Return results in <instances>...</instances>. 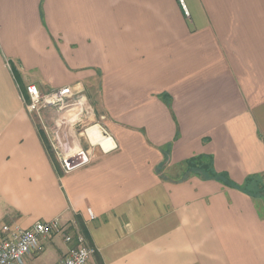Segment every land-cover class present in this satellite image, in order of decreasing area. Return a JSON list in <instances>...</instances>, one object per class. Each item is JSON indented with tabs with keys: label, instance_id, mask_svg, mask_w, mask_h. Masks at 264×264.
I'll return each mask as SVG.
<instances>
[{
	"label": "crops",
	"instance_id": "obj_1",
	"mask_svg": "<svg viewBox=\"0 0 264 264\" xmlns=\"http://www.w3.org/2000/svg\"><path fill=\"white\" fill-rule=\"evenodd\" d=\"M184 2L0 0V223L73 237L28 264L79 238L87 264H264V200L242 190L264 184V0ZM30 84L81 106L42 123Z\"/></svg>",
	"mask_w": 264,
	"mask_h": 264
},
{
	"label": "built area",
	"instance_id": "obj_2",
	"mask_svg": "<svg viewBox=\"0 0 264 264\" xmlns=\"http://www.w3.org/2000/svg\"><path fill=\"white\" fill-rule=\"evenodd\" d=\"M177 2L184 15L189 18V11L184 0H177ZM25 93L28 98V102H25L26 109L36 116L44 108L70 109L71 104L75 102L74 96L76 95L70 87L41 94L32 84L25 87ZM73 158L80 159V162L74 163L76 159L63 157L60 159L63 173H68L77 166L90 161V156L82 151ZM68 229L69 227L62 222L60 217L48 222L38 221L27 230L0 223V264H28L29 258L43 252V241L54 235H62L66 243H71L73 237L67 233ZM78 242L80 246L69 249L60 264H87L94 256L95 250L92 247L82 246L81 238Z\"/></svg>",
	"mask_w": 264,
	"mask_h": 264
},
{
	"label": "trees",
	"instance_id": "obj_3",
	"mask_svg": "<svg viewBox=\"0 0 264 264\" xmlns=\"http://www.w3.org/2000/svg\"><path fill=\"white\" fill-rule=\"evenodd\" d=\"M48 149V148H47ZM195 163H191V166L194 168L195 167ZM204 168V169H203ZM203 169L205 172L208 171V167L205 165ZM200 169V170H201ZM256 180L253 179H249L246 183V185L242 188V190L250 195L252 198H257V196L261 197L264 200V184H262L260 181L259 182H255ZM256 183V184H254ZM256 186V187H255ZM82 232L84 233V230L82 229Z\"/></svg>",
	"mask_w": 264,
	"mask_h": 264
},
{
	"label": "rangeland",
	"instance_id": "obj_4",
	"mask_svg": "<svg viewBox=\"0 0 264 264\" xmlns=\"http://www.w3.org/2000/svg\"><path fill=\"white\" fill-rule=\"evenodd\" d=\"M77 93L82 94V91H81V93H80V92H77ZM79 94H76V95H79ZM77 102H78V101L75 100V102L71 104V108H70V109H73V108L75 109V108L81 106V105L77 106V105H76ZM48 109L50 110L51 113L53 112V113H56V114H57V112H58V113H59V116H60L61 114L65 113V111H66V110H59V109H57V108H44V109H41L40 112H39L38 118H40V120L42 121V123L44 122V119H45V118L43 119V117H44L43 115H44V114H42V113H46V111L48 112ZM56 114H55V115H56ZM35 118L37 119V116H35ZM59 119H60V118H59ZM60 121H61L62 123H65V122H66V119H65V120L61 119ZM36 122L38 123V121H36ZM44 125H45V124H44ZM50 125H51V124H49V125H45V126H47V127H48V126L51 127ZM65 125H66V123H65ZM61 127H63V126L61 125ZM64 127H65V129H67L68 126L66 125V126H64ZM66 134H67V133H66ZM55 135H56V134H55ZM54 145H55V143H54ZM56 145H57V143H56ZM54 147H55V146H54ZM56 149H57V147H55V149L52 150V153H53L54 156H55V153H56ZM57 150H61V149H57ZM55 157H56V156H55Z\"/></svg>",
	"mask_w": 264,
	"mask_h": 264
}]
</instances>
